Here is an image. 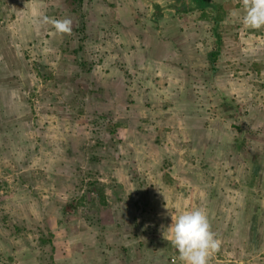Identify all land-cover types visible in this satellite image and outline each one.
I'll return each instance as SVG.
<instances>
[{"label":"rangeland","instance_id":"374dc122","mask_svg":"<svg viewBox=\"0 0 264 264\" xmlns=\"http://www.w3.org/2000/svg\"><path fill=\"white\" fill-rule=\"evenodd\" d=\"M222 1L217 46L195 0H0V264H182L196 209L264 264V28Z\"/></svg>","mask_w":264,"mask_h":264},{"label":"clouds","instance_id":"9594fccd","mask_svg":"<svg viewBox=\"0 0 264 264\" xmlns=\"http://www.w3.org/2000/svg\"><path fill=\"white\" fill-rule=\"evenodd\" d=\"M244 14L241 23L248 29L264 28V0H243ZM237 16V12L232 13ZM44 23H51L57 33L71 34L70 19L51 20L43 18ZM169 227L171 243L179 253L182 264H209L211 256L219 250L220 241L211 230L208 215L203 209L188 211L179 216L172 215Z\"/></svg>","mask_w":264,"mask_h":264},{"label":"trees","instance_id":"16d2710c","mask_svg":"<svg viewBox=\"0 0 264 264\" xmlns=\"http://www.w3.org/2000/svg\"><path fill=\"white\" fill-rule=\"evenodd\" d=\"M196 3L198 4V6L205 8V6H211L213 9V14L210 15V21L212 22L213 28H212V32H213V36H215V43L217 46L220 45V35L217 32L218 30V24L219 22L223 19L224 17V12L226 11V9L228 7H230L231 3L228 2H223L222 0H218L215 3H208L207 0H195ZM73 2H80V0H73ZM203 16H206V14L204 13ZM218 55V49L216 50H212L209 51L207 53V59L209 61V64L213 67L214 66V61L216 60V57Z\"/></svg>","mask_w":264,"mask_h":264},{"label":"crops","instance_id":"0c3cea01","mask_svg":"<svg viewBox=\"0 0 264 264\" xmlns=\"http://www.w3.org/2000/svg\"><path fill=\"white\" fill-rule=\"evenodd\" d=\"M125 12H129V11H125ZM125 12H124V13H125ZM124 13H123V14H124ZM121 19H122V18L120 17V20H121ZM122 23H123V19H122Z\"/></svg>","mask_w":264,"mask_h":264}]
</instances>
